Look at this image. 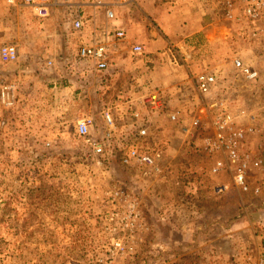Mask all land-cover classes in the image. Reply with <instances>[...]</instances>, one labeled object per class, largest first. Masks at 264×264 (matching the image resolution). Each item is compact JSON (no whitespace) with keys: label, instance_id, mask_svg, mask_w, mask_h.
<instances>
[{"label":"rangeland","instance_id":"374dc122","mask_svg":"<svg viewBox=\"0 0 264 264\" xmlns=\"http://www.w3.org/2000/svg\"><path fill=\"white\" fill-rule=\"evenodd\" d=\"M50 1L59 10L62 8L58 26L70 29L75 39L79 38L81 32L72 28L66 18V14L71 17L76 12L77 6L59 7L58 1L65 0ZM164 1L171 6L178 3ZM189 1L196 8L209 4L206 8L210 12L233 25L232 29H241L240 38L249 41L248 48L254 47L247 52L248 48L242 46L239 54L234 52L230 58H239L256 69L258 77L255 81L246 80L234 66L226 73L232 78L233 92L239 95L236 102L229 101L236 106L228 110L252 111V121L243 115L235 117L238 127L253 125L244 130L238 150L264 160V66L252 65L257 60L264 61V16L251 21L244 14L251 5L264 15V0ZM226 1L230 2L229 7ZM25 5L34 11L31 5ZM227 9L230 18L225 15ZM29 13L26 12L28 27L41 24L42 19L35 13L29 19ZM48 24L52 23H44ZM78 43L74 46L77 53L81 46ZM55 47L59 54L61 47ZM245 52L248 62L242 58ZM1 61L0 264H238L264 242V170L247 169V191L236 189L228 169L210 171L214 161L223 156L204 146L205 138L214 133V110L209 104L212 97H217L196 94L191 100L195 104L166 101L165 107L156 110L160 117L153 130L146 125L142 139V149L159 153L158 170H152L123 161L127 147L138 141L136 130L126 140V134L119 137L115 128L105 134L106 122L97 123L104 108L111 114L115 109L120 111L118 101L98 107L94 88L86 102L88 94L74 85L72 99L62 103L71 104L73 100L71 108L42 107V114H47L34 117L33 104L28 102L25 106L18 98L17 81L1 76L7 69H18L16 63ZM71 71L78 80L79 70ZM4 86H11L8 98L2 96ZM94 91L97 93L98 89ZM45 102L49 105V101ZM197 104L200 108L195 113ZM145 106L148 112L154 110ZM174 111L179 116L173 121L169 115ZM85 117L91 118L92 123L88 134L82 137L75 127ZM193 117L200 120L196 128L191 125ZM134 120L128 122L137 128ZM50 125L59 133L51 135ZM40 128L47 131L42 134ZM87 139L100 142L103 153H93ZM218 184H225L226 189L215 192ZM257 184H261L259 193L253 190ZM167 204L190 209L197 205L200 210L164 211L162 207ZM167 221L189 223V237L183 238L177 228H169Z\"/></svg>","mask_w":264,"mask_h":264},{"label":"crops","instance_id":"0c3cea01","mask_svg":"<svg viewBox=\"0 0 264 264\" xmlns=\"http://www.w3.org/2000/svg\"><path fill=\"white\" fill-rule=\"evenodd\" d=\"M58 3L59 7L60 4L77 6L76 12L71 17L66 14V18L72 28L73 19L77 16L82 19V27L76 30L81 32L79 38L75 39L70 29L58 26L57 20L62 8L59 10L53 2L48 16L38 17L42 19L41 24L28 27L26 12H31L29 19L36 15L30 6H26L22 0H0V45L13 43L18 54L13 61L18 69H7V73L2 72L1 76L6 80L17 81L18 98L22 99L25 106L28 102L33 104L34 110L31 113L34 117L47 114H42V107L51 108L54 105L56 110L62 106L71 108L73 100L71 104L62 103L66 99H72L71 87L74 85L80 86L83 94H88L86 102L91 97L90 89L94 88L98 89L97 93L93 89L94 97L99 101L98 107L103 108L118 101L120 111L115 109L112 112L114 131H117L119 137L121 133L130 137L137 129L128 122L134 120L131 111L137 110L140 114V118L134 122L144 123L150 131L160 117L157 109L150 112L145 109L146 104L140 102L143 95L158 91L161 100L165 102L163 107L166 106V101L173 103L175 100L178 105L187 102L195 104V100L191 101L198 94L195 77L201 72L213 73L216 77V83L208 96L213 95L217 99L212 97L211 102H222L227 110L236 106L229 101L236 102L239 95L233 92L232 78L226 76V73L234 69L230 59L234 52L239 54L242 46L248 48L249 41L240 38L241 29H232L233 25L223 22L215 13L210 12L206 8L209 4L196 8L190 5L189 0H178L173 6L164 0H65ZM107 11H111L112 16H108ZM47 21L52 24L44 25ZM120 28L123 29L124 36L117 38L113 31ZM76 41L79 45H104L107 67L103 70L96 69L90 57H82L74 51ZM135 44L142 46L141 53L132 51ZM55 45L61 47L59 54L54 51ZM252 49L254 47L251 46L246 51L250 52ZM247 52L242 55L246 62ZM252 65L256 68L263 67L264 61L257 60ZM73 68L79 70L78 80L72 76ZM44 101H49V105ZM198 108L200 105L197 104L195 113ZM243 109L245 112L250 111ZM99 122L105 125L102 116L97 120ZM44 131L47 129L39 130L42 134ZM49 132L51 135L53 132L58 134L59 129L51 126ZM175 206L167 204V207L162 208L170 212L175 209L178 212L200 210L197 205L193 206L194 209L182 208L180 204ZM165 224L169 228H177L183 238L189 237V223L167 221ZM193 238L195 240V236Z\"/></svg>","mask_w":264,"mask_h":264},{"label":"built area","instance_id":"2783aa9c","mask_svg":"<svg viewBox=\"0 0 264 264\" xmlns=\"http://www.w3.org/2000/svg\"><path fill=\"white\" fill-rule=\"evenodd\" d=\"M10 1V0H9ZM247 3L251 0H245ZM253 1V0H252ZM24 4L31 5L34 9V13L39 18L47 17L50 12V0H22ZM226 6H230V2L226 1ZM244 14L250 18L251 21L259 20L261 16L259 11L252 6H248L244 10ZM108 16H112L111 11H107ZM226 17H232L229 9L226 10ZM83 25L82 19L77 16L72 21V26L75 29L81 28ZM113 34L117 38L124 36L123 29H116ZM252 35H256L252 33ZM132 51L135 53L142 52V46L140 44H135L132 46ZM78 54L82 57H90L95 64L96 69L103 70L107 67V54L106 48L102 44H91V45H81L78 49ZM17 58V49L14 44H4L0 47V59L2 61H14ZM233 66L238 70V72L249 81H255L258 77V72L256 69L245 65L241 59L234 58ZM216 83V77L213 73H199L195 77V89L196 92L202 96H208L210 94L211 87ZM11 86H4L2 90V96L8 98V90ZM160 93L158 91H152L143 95L141 100L151 109H160L163 106ZM222 102H210L209 106L214 109L212 126L214 128V133L204 140V146L210 152L222 153V157H219L214 161L210 167V171L215 173L222 169H228L231 172L232 181L234 186L239 191H247L249 189V184L247 181L246 171L249 167L255 168L257 170H264V160L260 157L252 156L248 153H240L238 150L239 143L244 136V130L251 129V125L244 127H238L235 124V117L237 115H243L249 120H253L254 117L251 111H246L242 108L238 109L236 113L230 112L225 106H222ZM245 112V114H244ZM103 118L108 125V130L105 134L109 135L111 129L115 128V123L113 116L108 108L102 110ZM132 117L135 119L140 118V114L137 110L131 111ZM179 116L178 111L171 112L169 118L171 120H176ZM251 120V121H252ZM92 120L89 117L80 119L76 125V131L79 136L85 137L89 132V127L91 126ZM200 124L199 118L193 117L191 119V125L193 128L198 127ZM137 143L128 146L125 155L123 156L124 162H136L138 164L145 165L152 170H158L156 165V159L158 157V152H150L142 149L144 143L142 139L146 134V125L144 123H137L136 133ZM92 144L93 153L99 155L103 153V145L100 142H90ZM226 189L225 184H218L215 187V192H222ZM255 193L261 192V184H257L253 188ZM238 264H264V242L257 245L255 250L241 258V262Z\"/></svg>","mask_w":264,"mask_h":264}]
</instances>
